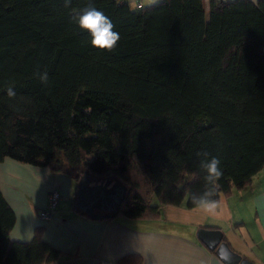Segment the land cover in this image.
Returning a JSON list of instances; mask_svg holds the SVG:
<instances>
[{"label":"trees","instance_id":"trees-1","mask_svg":"<svg viewBox=\"0 0 264 264\" xmlns=\"http://www.w3.org/2000/svg\"><path fill=\"white\" fill-rule=\"evenodd\" d=\"M89 3L120 35L111 51L71 17ZM203 151L220 160L217 201L264 169V0H0V162L118 180V216L152 219L196 207ZM14 223L0 193V264L61 263L40 228L10 241Z\"/></svg>","mask_w":264,"mask_h":264},{"label":"crops","instance_id":"crops-1","mask_svg":"<svg viewBox=\"0 0 264 264\" xmlns=\"http://www.w3.org/2000/svg\"><path fill=\"white\" fill-rule=\"evenodd\" d=\"M125 1L139 9L159 0ZM203 7L207 12L209 0ZM77 184L46 167L8 158L0 162V193L15 215L9 240L29 242L40 228L42 240L62 254L65 264H119L126 255L138 256L141 264H227L198 239L204 229L221 233V243L239 257L238 264H264V169L245 189L220 195L213 213L167 205L152 219L92 220L75 207ZM52 187L60 194L58 207L50 219H41Z\"/></svg>","mask_w":264,"mask_h":264},{"label":"clouds","instance_id":"clouds-1","mask_svg":"<svg viewBox=\"0 0 264 264\" xmlns=\"http://www.w3.org/2000/svg\"><path fill=\"white\" fill-rule=\"evenodd\" d=\"M71 17L75 20L76 26L88 33L90 36V44L99 50L111 51L120 39L118 32L113 31L114 25L111 20L94 4L89 3L80 10H72ZM44 85L48 83L47 72L34 73ZM9 97L15 95L13 88L10 86L7 90ZM200 159V168L205 173L203 179L205 181V190L199 194L192 195V201L195 206L205 213H213L218 208V201L214 199L219 184L217 181L223 175L220 168V160L217 157H210L207 151L197 152Z\"/></svg>","mask_w":264,"mask_h":264},{"label":"water","instance_id":"water-1","mask_svg":"<svg viewBox=\"0 0 264 264\" xmlns=\"http://www.w3.org/2000/svg\"><path fill=\"white\" fill-rule=\"evenodd\" d=\"M90 175L84 173L78 180L75 207L85 212L92 220L114 218L119 214L121 204L126 196L127 188L118 180L112 183L89 185ZM106 212V214L94 213ZM198 239L207 249L215 250L227 264H238L239 257L233 254L224 243H221V233L217 231L199 230ZM65 264V263H60Z\"/></svg>","mask_w":264,"mask_h":264},{"label":"built area","instance_id":"built-area-1","mask_svg":"<svg viewBox=\"0 0 264 264\" xmlns=\"http://www.w3.org/2000/svg\"><path fill=\"white\" fill-rule=\"evenodd\" d=\"M117 1L120 2L121 0ZM46 199L47 203L45 209L39 212V217L41 219H50L52 217L58 207L60 194L54 187H52L48 190Z\"/></svg>","mask_w":264,"mask_h":264}]
</instances>
